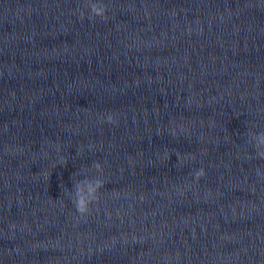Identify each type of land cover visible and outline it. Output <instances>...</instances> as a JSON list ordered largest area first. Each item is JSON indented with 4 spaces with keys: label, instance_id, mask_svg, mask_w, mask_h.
<instances>
[{
    "label": "water",
    "instance_id": "water-1",
    "mask_svg": "<svg viewBox=\"0 0 264 264\" xmlns=\"http://www.w3.org/2000/svg\"><path fill=\"white\" fill-rule=\"evenodd\" d=\"M0 264H188L84 0H0Z\"/></svg>",
    "mask_w": 264,
    "mask_h": 264
},
{
    "label": "clouds",
    "instance_id": "clouds-1",
    "mask_svg": "<svg viewBox=\"0 0 264 264\" xmlns=\"http://www.w3.org/2000/svg\"><path fill=\"white\" fill-rule=\"evenodd\" d=\"M88 10H89V13L92 17H96V16L103 17L105 15L106 8H105V6L103 8H101V7H97L95 5H92L89 7ZM83 16H84V13L83 12L80 13V17L83 18ZM107 121L109 123H113L114 122L113 116L108 115ZM262 158H264V157H262ZM193 175H194V179L198 182L199 179L205 175V171L203 168H200L199 170H196V172ZM97 186H102V185L98 184ZM90 204H91V202L85 203L83 198H80L75 202L74 207H75L77 213L84 215V214L89 212V205Z\"/></svg>",
    "mask_w": 264,
    "mask_h": 264
}]
</instances>
